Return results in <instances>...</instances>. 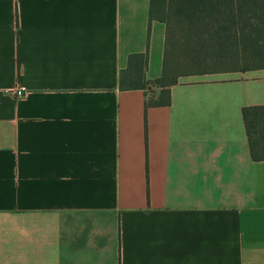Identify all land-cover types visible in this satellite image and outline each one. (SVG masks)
<instances>
[{
	"label": "crops",
	"instance_id": "1",
	"mask_svg": "<svg viewBox=\"0 0 264 264\" xmlns=\"http://www.w3.org/2000/svg\"><path fill=\"white\" fill-rule=\"evenodd\" d=\"M150 7L0 0V264H264V160L243 117L264 68L180 79L146 106L120 75L137 53L162 75Z\"/></svg>",
	"mask_w": 264,
	"mask_h": 264
},
{
	"label": "trees",
	"instance_id": "2",
	"mask_svg": "<svg viewBox=\"0 0 264 264\" xmlns=\"http://www.w3.org/2000/svg\"><path fill=\"white\" fill-rule=\"evenodd\" d=\"M149 20L166 25L162 75L146 80L147 53L130 55L120 75L121 88L151 91L146 106L169 105L182 76L264 68V0H151ZM243 117L252 157L264 160V105L244 107Z\"/></svg>",
	"mask_w": 264,
	"mask_h": 264
},
{
	"label": "rangeland",
	"instance_id": "3",
	"mask_svg": "<svg viewBox=\"0 0 264 264\" xmlns=\"http://www.w3.org/2000/svg\"><path fill=\"white\" fill-rule=\"evenodd\" d=\"M177 22L181 23V21H178L176 20ZM246 64L245 63H241V64H232V65H228L226 67H229V68H232V67H235V68H243L245 67ZM223 67V66H221ZM221 72V71H220ZM222 72H227V71H222ZM231 72V71H229ZM211 73H216V72H209V73H200V74H191V75H186V76H182L180 79H197V78H203L205 74H211Z\"/></svg>",
	"mask_w": 264,
	"mask_h": 264
},
{
	"label": "built area",
	"instance_id": "4",
	"mask_svg": "<svg viewBox=\"0 0 264 264\" xmlns=\"http://www.w3.org/2000/svg\"><path fill=\"white\" fill-rule=\"evenodd\" d=\"M16 94L18 95V96H23V94H24V91H22V90H18V91H16Z\"/></svg>",
	"mask_w": 264,
	"mask_h": 264
}]
</instances>
